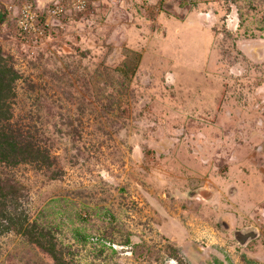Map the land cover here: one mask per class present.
<instances>
[{
  "label": "rangeland",
  "instance_id": "1",
  "mask_svg": "<svg viewBox=\"0 0 264 264\" xmlns=\"http://www.w3.org/2000/svg\"><path fill=\"white\" fill-rule=\"evenodd\" d=\"M20 74L15 128L49 165L0 164L67 264H264V0H88ZM244 258L251 260L246 263ZM0 264H56L14 231Z\"/></svg>",
  "mask_w": 264,
  "mask_h": 264
},
{
  "label": "trees",
  "instance_id": "2",
  "mask_svg": "<svg viewBox=\"0 0 264 264\" xmlns=\"http://www.w3.org/2000/svg\"><path fill=\"white\" fill-rule=\"evenodd\" d=\"M8 16V12L0 7V24L5 23ZM19 79V72L0 46V164L14 167L21 163L49 165L51 162L48 152L12 124L11 101L15 97V84ZM24 191V186L10 174L0 175V233L14 231L24 235L56 264H67L56 242L47 232L40 230L37 222L31 221L24 210ZM244 260L251 263L247 258Z\"/></svg>",
  "mask_w": 264,
  "mask_h": 264
},
{
  "label": "built area",
  "instance_id": "3",
  "mask_svg": "<svg viewBox=\"0 0 264 264\" xmlns=\"http://www.w3.org/2000/svg\"><path fill=\"white\" fill-rule=\"evenodd\" d=\"M88 7V0H53L40 10L39 6L26 1L17 18V35L31 48H38L44 42L49 28L68 13H81Z\"/></svg>",
  "mask_w": 264,
  "mask_h": 264
},
{
  "label": "crops",
  "instance_id": "4",
  "mask_svg": "<svg viewBox=\"0 0 264 264\" xmlns=\"http://www.w3.org/2000/svg\"><path fill=\"white\" fill-rule=\"evenodd\" d=\"M49 4V3H48Z\"/></svg>",
  "mask_w": 264,
  "mask_h": 264
}]
</instances>
